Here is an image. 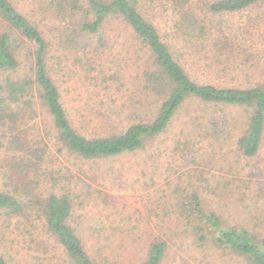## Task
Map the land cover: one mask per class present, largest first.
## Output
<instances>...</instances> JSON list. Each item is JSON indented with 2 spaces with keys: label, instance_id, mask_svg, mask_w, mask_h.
Returning <instances> with one entry per match:
<instances>
[{
  "label": "trees",
  "instance_id": "trees-1",
  "mask_svg": "<svg viewBox=\"0 0 264 264\" xmlns=\"http://www.w3.org/2000/svg\"><path fill=\"white\" fill-rule=\"evenodd\" d=\"M251 12L246 26L240 18ZM263 31L264 0H0V215L21 220L20 243L45 252L56 248L67 264H121L130 257L120 243L136 241L138 233L100 221L85 236L71 223L76 200L95 192L79 175L94 182L92 168L99 163L151 145L159 150L156 140L181 113L190 124L172 140L174 151L190 153L236 132L235 152L257 159L264 140V80L221 87L193 80L187 68L260 73ZM120 36L133 53L127 76L95 60L98 49ZM77 73L76 84L86 89L79 115L90 123L106 121L101 132L85 134L66 111L55 78ZM100 93L111 95L110 105L92 107ZM229 109L239 115L227 117ZM141 111L149 115L140 119ZM201 176L171 193L170 221L182 231L154 237L127 264H165L173 236L203 252L264 264V226L248 212L250 182L216 180L211 186ZM0 264H7L3 255Z\"/></svg>",
  "mask_w": 264,
  "mask_h": 264
},
{
  "label": "rangeland",
  "instance_id": "rangeland-1",
  "mask_svg": "<svg viewBox=\"0 0 264 264\" xmlns=\"http://www.w3.org/2000/svg\"><path fill=\"white\" fill-rule=\"evenodd\" d=\"M253 15L252 12L244 13L240 19L246 26H249L250 23L247 19L252 20ZM115 25L116 23L112 26ZM263 33L264 31L261 38L264 40ZM128 42L129 40H125L122 36L114 38L109 42V45L98 49L95 55L96 62L101 63L103 67L122 70L124 76H127V73L132 70L133 63V53L127 45ZM263 43L261 42V44ZM260 56L264 61V51ZM192 68L193 70L187 68V72L193 80L221 87L246 88L255 82H259V80H264V64L262 71L256 74L242 72L211 73L203 70V68L197 67L199 70ZM78 73L76 75L71 74L64 79L55 78V80L72 123L85 134L91 135V133L101 132L99 130L107 128V125L106 121L102 119L90 123L88 119L80 117L79 113H84L79 108L81 107L80 103L82 104L80 94H85L86 89L76 84V81L79 80ZM110 96L109 94H98L92 99L94 101L92 107H99L102 105L100 103H103L104 107L109 106L111 103ZM111 99H114L115 103L117 102L116 98L112 97ZM89 103L91 102L89 101ZM147 108L150 106L145 107V109ZM148 112L145 114L141 111L138 113V118H146L149 115ZM237 113V110L234 109L225 111V115L232 118L237 116ZM187 119L188 117L182 113L176 117L167 132L156 140V143L161 145L159 150H155L151 145L150 148L140 154L123 155L112 161L99 163L95 168H92L98 177L94 182L86 175H79L95 192L91 193L92 196H81L76 200L71 222L73 226L77 230H82V233L87 236L90 228H94L97 222L102 221L104 226L108 227L111 224L112 228L116 230L130 231L138 233L140 236L136 241L131 239V243L127 242L126 239L120 243L123 246L119 247V250L122 249L123 251L126 246L130 256L120 260L119 263L121 264H127L130 261H127L129 258L131 261L139 258L145 245L154 237H162V234L169 235L170 232L178 234L182 231L181 226L170 221V217H173L172 207L170 209L171 193L176 187L182 190L188 184L195 185L197 177H202V173L209 179L210 182L208 183L211 186L216 180H222L224 183L234 181L236 186H240L239 182L241 181L250 182L247 204L252 210H248V212L253 211L255 213L254 221L260 224L259 228L264 226V140L260 155L255 160L245 159L235 152L236 132H234L232 139L227 138L224 141V138H219L217 142H212L211 145L203 142L190 153L174 151L172 140L180 133L179 131L184 129V126L190 124ZM113 123L114 125L117 124V120ZM39 130H42L41 125ZM29 132L33 133L29 135V138L36 135L34 130ZM191 155L203 156L207 160L201 163L199 158L189 162ZM0 157H2L1 154ZM182 160L188 162L184 163ZM45 164L43 167H46ZM62 164L68 166L73 172L76 171L64 161ZM84 169H88V167L85 166ZM154 174L152 183L151 177ZM160 175L166 179L158 178L157 176ZM0 188H2L1 178ZM96 191L103 194L98 195ZM238 200L241 202V199ZM232 211L230 210L231 214ZM19 220L16 218L7 219L4 215H0V255L5 257L7 264H67L65 257L56 248L50 246L45 252L42 247L31 245L28 248L29 245L20 243L22 240L20 236L22 223ZM177 240L176 237H172L171 242H174V245L165 264H245L243 261L227 254L223 255L221 252H203L195 246H190L189 240L183 239L185 243H181L180 239ZM86 242L88 241L85 238V246H87ZM120 253L122 254V252ZM128 253L126 251V254Z\"/></svg>",
  "mask_w": 264,
  "mask_h": 264
}]
</instances>
